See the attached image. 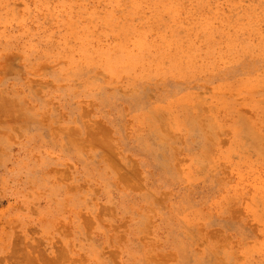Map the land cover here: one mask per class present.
I'll return each instance as SVG.
<instances>
[{"label": "rangeland", "instance_id": "1", "mask_svg": "<svg viewBox=\"0 0 264 264\" xmlns=\"http://www.w3.org/2000/svg\"><path fill=\"white\" fill-rule=\"evenodd\" d=\"M0 264H264V0H0Z\"/></svg>", "mask_w": 264, "mask_h": 264}]
</instances>
